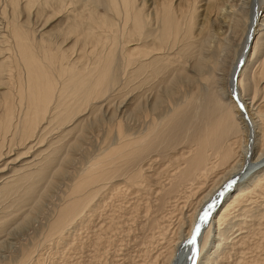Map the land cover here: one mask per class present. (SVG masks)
<instances>
[{
    "label": "bare ground",
    "instance_id": "obj_1",
    "mask_svg": "<svg viewBox=\"0 0 264 264\" xmlns=\"http://www.w3.org/2000/svg\"><path fill=\"white\" fill-rule=\"evenodd\" d=\"M57 188L42 245L67 264L137 239L121 264H179L215 195L197 263L264 264V0H0V205L24 224Z\"/></svg>",
    "mask_w": 264,
    "mask_h": 264
},
{
    "label": "rangeland",
    "instance_id": "obj_2",
    "mask_svg": "<svg viewBox=\"0 0 264 264\" xmlns=\"http://www.w3.org/2000/svg\"><path fill=\"white\" fill-rule=\"evenodd\" d=\"M232 2H234V1H232ZM257 2H258V0H253V3H254V5H256L257 6ZM226 10L228 9L227 7H224ZM220 20V19H219ZM222 20V19H221ZM224 24L223 26H219V25H221V24ZM220 23L217 25H215V29H216V32H217V30H218V34L217 35H220L222 38H224L225 39V36L224 35H227V33H228V30H226V28H228L227 26H226V23L225 22H222V21H220ZM224 28V29H223ZM223 30V32L225 33H221V34H219L221 31ZM226 31V32H225ZM222 34H224V35H222ZM244 37V33L242 34V35H240L239 36V34H238V36L236 37V35L233 37V35L231 34L230 35V42H234V43H229L227 46H228V49L230 48V45L232 46L231 48L232 49H229L228 51H226V55H225V59H226V61H227V65L225 64V66H226V69H228L230 66H231V64L232 63H234V61H235V58L237 57V51H239L240 49H241V41H243V39H241V38H243ZM232 37V38H231ZM239 37H241V38H239ZM233 38H235V39H233ZM237 39V40H236ZM241 40V41H240ZM236 41V42H235ZM239 44V45H238ZM236 48V50H235V48ZM228 54V55H227ZM235 54H236V56H235ZM229 56V57H228ZM233 56V57H232ZM235 56V57H234ZM225 61V62H226ZM230 62V63H229ZM230 65V66H229ZM92 137V138H91ZM91 138V139H90ZM90 138L87 140V142L88 143H84V147H85V145H86V149L88 150L87 152L89 153V152H91V153H93L92 152V150L95 152L96 151V149H98L97 147H99V140H98V137H94V136H90ZM92 144H91V143ZM251 144V143H250ZM97 145V146H96ZM91 148V150H90V148ZM96 149H95V148ZM251 151H252V148H251ZM87 152H85V155H84V157H86V153ZM77 156V158L78 157H80L79 155H76ZM81 157H83V156H81ZM81 160L83 159V158H80ZM79 158H78V160H80ZM77 163H73V166L75 165V167L77 168L78 167V162L79 161H76ZM73 166L71 165V167L73 168ZM79 166H80V163H79ZM71 168V169H72ZM246 171V170H245ZM252 173V172H251ZM245 174H246V172H244V174L242 173V178L245 176ZM249 176V175H248ZM240 177V176H239ZM236 179H238V178H236ZM242 180V179H241ZM238 182H239V180H238ZM62 184H64V183H62ZM60 185V186H63V185ZM67 183L65 182V184H64V188L65 187H67V185H66ZM66 185V186H65ZM235 186V185H234ZM58 188H60V187H58ZM57 188V189H58ZM225 189V188H224ZM63 190V191H62ZM61 191L64 193V189L62 188V189H58V190H56L55 192L57 193H55L54 192V194H53V196L52 197H50V198H53V199H51L52 201H54V202H52L51 200H50V198L49 199H45V201H43V204H42V206L40 207V211L38 210V212L37 211H35V213H33V215L32 216H30V218L29 219H25V223L24 224H22V219H24L25 217L27 218V216H25V214H26V212L25 211H27V212H29V208H28V206H30L29 204H26L25 205V207L24 206H22V207H18L19 208V211H15L17 208H16V206H15V209L13 208L14 206H11L14 210H11L12 208H7V209H3V208H5V206L2 204V205H0V215H2L3 213H13L14 211H15V213H13L14 214V216H13V218H11L12 220H10L9 222H8V224L6 225V227H5V230L2 232V233H0L1 235H0V240H1V242H0V264H4V263H7L8 261H10V258L13 260L15 257H17L18 255H19V253L21 252V249H22V246H32V244L33 243H35V247H34V253H33V257L34 256H38L39 257V253H41V255H42V262H43V264H67V260H66V258H68L69 256V258H73L72 260H75V259H80L81 257H80V255L79 254H75L76 253V251H74L73 249H71L69 246V248L67 247V246H60L59 247V250H57V248H55V247H57V246H55L54 248H49V247H52V245H53V243H50V246H49V244L48 245H46L45 246V244H44V246L42 245V243H43V240H44V231H43V233H42V230L44 229H42V226L43 227H45L47 224V222H48V220H49V218L51 217V213H53V210L52 209H54V208H52V205L55 207L57 204H59L60 202H59V200H60V198H61V196L63 195V193L62 194H60L61 193ZM55 195L57 196L58 195V198L56 199V197H55ZM61 195V196H60ZM60 196V197H59ZM214 197V196H213ZM218 196L217 195H215V197L214 198H212V200L210 199L209 200V204H207L206 206H205V208L201 211V216H200V218H199V221H198V223L196 224V227H195V234H194V237L192 238V240L191 241H193V239H194V241H196V242H194V243H188V245H187V249H189V250H186V251H188L189 252V254H188V252H187V255L185 256V259H183V260H179V264H198L197 262H198V257H199V241L198 240H196L197 239V237L200 235V233L202 232V231H205L206 229H207V219H208V214H209V212L208 211H211V209H212V212H213V210H215V208L217 207V203H216V201H217V198ZM55 199H56V201H58L59 203H57L56 201H55ZM221 203V202H220ZM9 203L8 202H6L5 203V205L7 206ZM52 204V205H51ZM215 204V206L213 207V205ZM47 205V206H46ZM218 205H220V204H218ZM3 207V208H2ZM28 210H27V209ZM20 209H21V211H20ZM42 209H44V210H42ZM8 210H11V212L10 211H8ZM7 211V212H6ZM23 211L25 212V213H23ZM45 211V212H44ZM208 212V213H207ZM2 213V214H1ZM20 213V214H19ZM49 213V214H48ZM205 213H207V216L205 217ZM16 214V215H15ZM24 215V217H22L23 215ZM22 217V218H21ZM48 217V218H47ZM34 218V219H33ZM36 218V219H35ZM16 220V221H15ZM26 220H27V222H26ZM14 221V222H13ZM24 221V220H23ZM32 221V222H31ZM36 221V222H35ZM44 221V222H43ZM12 222V223H11ZM21 222V223H20ZM38 222V223H37ZM40 222V223H39ZM46 222V223H45ZM32 223V224H31ZM35 225H34V224ZM206 223V224H205ZM20 224V226H18V225ZM207 225V226H206ZM15 226H16V228H18L17 230H16V228H15ZM18 226V227H17ZM202 227V228H201ZM204 227V228H203ZM10 228H11V230H10ZM13 228V229H12ZM22 228V229H21ZM204 229V230H203ZM23 230V231H22ZM9 231V232H8ZM5 232V233H4ZM198 234V236H196ZM43 235V236H42ZM41 236L43 237V238H41ZM7 237V238H6ZM37 239H38V241H37ZM42 239V240H41ZM132 239V238H131ZM137 239V238H136ZM135 239V240H136ZM85 240H86V238H85ZM138 240L139 239H137L135 242H134V240L132 241L131 240V242H129L128 243V245H126V248H121L119 251H117V250H114V252L112 253L113 254V256H114V260L112 261V260H110L111 258H112V254L110 255L111 257H108V262H106V263H104V264H116V262H117V264H121V262L123 263V258H126V259H128V261H132V258H134L135 257V259H138V258H140L139 257V255H140V253L141 252H139V250L141 251V248H144L145 249V246H146V244H143L142 243V247H141V242L139 243L138 242ZM35 241V242H34ZM42 241V242H41ZM39 242V243H38ZM133 242V243H132ZM7 246V248H6V246L4 245V244ZM36 243H37V246H36ZM39 244V245H38ZM131 244H132V246H131ZM140 244V245H139ZM9 245V246H8ZM14 245V246H13ZM137 245H139V246H137ZM143 245H144V247H143ZM191 245V246H190ZM11 246H12V248H11ZM34 246V245H33ZM86 245H84V247H85ZM135 246H137V247H135ZM198 246V247H197ZM83 247V248H84ZM129 247V248H128ZM130 247H131V249H130ZM141 247V248H140ZM209 247V246H208ZM207 247V248H208ZM4 248V249H3ZM62 248V249H61ZM136 248L138 249V251L136 250ZM9 249V250H8ZM51 249V250H50ZM68 249H69V251H68ZM127 249V250H126ZM4 250V251H3ZM6 250H7V252H6ZM20 250V251H19ZM70 250H73V252H75V253H73V252H71V254H73V255H71L70 254ZM84 250H85V248H84ZM130 250V251H129ZM133 250V251H132ZM51 251V252H50ZM54 251V252H53ZM58 251V253H60V254H56V252ZM63 253H62V252ZM66 251V252H65ZM117 251V252H116ZM122 251V252H121ZM127 251L129 252V253H127ZM14 252V253H13ZM64 252H65V254H64ZM119 252H121V255H120V253ZM182 251H180V253H181ZM193 252V253H192ZM13 253V254H12ZM37 253V254H36ZM50 253H53V254H50ZM68 253V254H67ZM116 255H115V254ZM124 255H123V254ZM125 253H127V254H125ZM133 253V254H132ZM137 253V254H136ZM36 254V255H35ZM70 254V255H69ZM74 254L76 255V256H74ZM119 254V255H118ZM50 255V256H49ZM53 255V256H52ZM59 255H60V257H59ZM65 255H66V257H65ZM79 255V256H78ZM123 255V256H122ZM129 255H133L132 257L131 256H129ZM196 255V256H195ZM62 256L64 257V258H62ZM71 256H73V257H71ZM78 256V257H77ZM36 257H34V260H35V258ZM55 257V258H54ZM74 257H76V258H74ZM123 257V258H122ZM137 257V258H136ZM5 258V259H4ZM6 258H8V259H6ZM116 258V259H115ZM122 258V260H120ZM193 258L195 259V261H196V259H197V261H196V263H195V261H193ZM61 259V260H60ZM82 259V258H81ZM81 259H80V261H81ZM118 259V260H117ZM125 259V260H126ZM53 260V261H52ZM120 260V261H119ZM3 261V262H2ZM59 261V262H58ZM111 261H112V263H111ZM115 261V262H114ZM65 262V263H64ZM86 262H84V264H85ZM81 264H83V262H81ZM101 264H103V263H101Z\"/></svg>",
    "mask_w": 264,
    "mask_h": 264
},
{
    "label": "snow or ice",
    "instance_id": "obj_3",
    "mask_svg": "<svg viewBox=\"0 0 264 264\" xmlns=\"http://www.w3.org/2000/svg\"><path fill=\"white\" fill-rule=\"evenodd\" d=\"M207 216V213H205V217ZM195 241H194V239H193V241H190V243H194Z\"/></svg>",
    "mask_w": 264,
    "mask_h": 264
}]
</instances>
